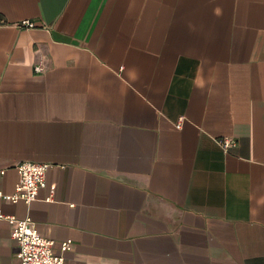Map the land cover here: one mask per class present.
<instances>
[{"label": "crops", "instance_id": "1", "mask_svg": "<svg viewBox=\"0 0 264 264\" xmlns=\"http://www.w3.org/2000/svg\"><path fill=\"white\" fill-rule=\"evenodd\" d=\"M22 160L0 210L70 264H264V0H0V192Z\"/></svg>", "mask_w": 264, "mask_h": 264}, {"label": "built area", "instance_id": "2", "mask_svg": "<svg viewBox=\"0 0 264 264\" xmlns=\"http://www.w3.org/2000/svg\"><path fill=\"white\" fill-rule=\"evenodd\" d=\"M20 25L33 27L35 23L27 19L22 21ZM35 71L42 72L43 68L37 65ZM220 144L225 151H228L237 142L232 137L224 136L220 139ZM15 167L19 173L15 192L5 193L1 191L0 197L14 202L23 199L29 204L38 197L40 189L46 186V172L49 163L22 160L16 163ZM48 198L52 199V196L50 195ZM0 218H6L14 223L12 236L19 244L16 256L21 264H70L64 251L71 248V238L63 240L61 243V252H57L55 249V240L44 236L39 231L30 214L23 218H18L14 214H5L0 210Z\"/></svg>", "mask_w": 264, "mask_h": 264}]
</instances>
